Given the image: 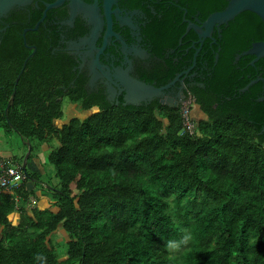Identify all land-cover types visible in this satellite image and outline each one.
I'll list each match as a JSON object with an SVG mask.
<instances>
[{
	"label": "trees",
	"instance_id": "obj_1",
	"mask_svg": "<svg viewBox=\"0 0 264 264\" xmlns=\"http://www.w3.org/2000/svg\"><path fill=\"white\" fill-rule=\"evenodd\" d=\"M227 3L210 0V11ZM240 16L264 28L256 12ZM39 50L9 106L13 126L6 107L15 82L0 90V129L32 140V152L38 142L50 143L48 160L59 181L49 185L50 203L32 212L35 191L25 181L18 201L0 190V264H264V143L251 121L264 102L256 107L255 96L245 94L238 107L235 99L215 107L213 96L197 93L208 118L197 123L191 114L194 133L182 131L181 105L158 100L85 99V109L98 108L60 124L65 112L59 96L78 102L81 89L61 80L62 64H35ZM194 53L187 52L189 62ZM215 60L205 45L199 64L217 66L216 89L225 86L226 95H234L250 81L229 56ZM59 229L68 235L65 251L56 241Z\"/></svg>",
	"mask_w": 264,
	"mask_h": 264
},
{
	"label": "flooded vegetation",
	"instance_id": "obj_2",
	"mask_svg": "<svg viewBox=\"0 0 264 264\" xmlns=\"http://www.w3.org/2000/svg\"><path fill=\"white\" fill-rule=\"evenodd\" d=\"M79 2L0 0V90L7 91L14 81V91L18 76L14 74H19L27 57L29 60L40 49L35 64H62L65 71L61 80L80 87L81 101L75 102L66 95L59 98L67 97L78 105L86 113L81 117L98 108L94 104L85 109V99L125 103L122 90L131 87L127 76L162 86L179 75L167 90L141 100L139 105L156 100L166 104L163 99L172 103L170 106L182 107L188 102L197 123L208 118L197 101V93L213 96L215 107L234 99L238 107L244 103L245 94L255 96L256 107V102H264V55L250 52L257 42L264 40V28L255 20L242 18L239 13L215 25L211 34L201 40L194 26L203 24L213 12L210 0ZM205 45L218 54L216 64L220 55L229 56L242 79L248 76L249 82L253 81L249 87H245L249 82L237 87L234 95H226L225 86L216 89L217 66L199 64ZM191 48L195 53L189 62L186 55ZM171 70L173 76L166 78ZM60 86L65 93L68 91L65 83ZM13 91L8 102H14ZM251 121L264 143V111Z\"/></svg>",
	"mask_w": 264,
	"mask_h": 264
},
{
	"label": "rangeland",
	"instance_id": "obj_3",
	"mask_svg": "<svg viewBox=\"0 0 264 264\" xmlns=\"http://www.w3.org/2000/svg\"><path fill=\"white\" fill-rule=\"evenodd\" d=\"M64 116L58 119V123L67 122L71 117L78 115L83 116V110L78 105L74 104L69 98L65 97L63 100ZM29 139H24L17 131H9L4 128L0 129V155L9 159L13 164L23 166L26 155L29 149ZM32 142V140H30ZM57 143V142H54ZM36 144V143H35ZM51 144L48 142H38L37 148L34 149L30 157L27 159V171L30 175L38 173L39 179L34 183L35 189L40 193L50 192L49 185L56 184L59 179L55 175V167L48 160L49 148ZM36 165V166H35ZM35 166V167H34ZM33 184L31 179L28 180ZM67 233L62 229L58 230L56 241L59 249L66 250Z\"/></svg>",
	"mask_w": 264,
	"mask_h": 264
},
{
	"label": "water",
	"instance_id": "obj_4",
	"mask_svg": "<svg viewBox=\"0 0 264 264\" xmlns=\"http://www.w3.org/2000/svg\"><path fill=\"white\" fill-rule=\"evenodd\" d=\"M78 3L81 0H76ZM60 2V0H58ZM245 10H251L259 14L264 21V0H228L227 5L222 8L221 10H216L213 11L209 14L207 19L203 22V24H198L195 25L194 28L196 32L199 34L200 39L202 40L204 37L209 36L211 33V29L222 22L228 21L233 19L237 14L245 11ZM200 49V46L196 48V53L197 55L198 50ZM255 53L257 56H263L264 55V40L259 41L255 44L253 49L250 51ZM33 52L31 53V55ZM218 57V54L216 55V58ZM28 57L24 61L23 67L18 74L16 78V85L13 91V96L16 93V86L17 83L20 79L21 74L23 73L26 65H27ZM177 75L175 79H173L172 82H169L165 85L162 86H156L155 84L146 82V81H140L135 78H132L130 76H127V80L130 83L131 87L127 86L126 88H123L124 92V98H125V103H132V104H139L141 100H146L148 98H151L153 95H158L163 93L167 88L171 86L172 83L175 82L176 79H178ZM120 80V79H118ZM253 81L249 82L245 87H249V85ZM148 96V97H147ZM163 103H166L168 105H172V103H169L168 101H165L162 99ZM12 103V99L8 102V105L6 107V113H7V118L10 121L9 115H8V109L9 106ZM10 124L13 126V123L10 121ZM19 132L18 130H16ZM23 136V135H22ZM24 139H26L23 136ZM29 143V149H28V154L26 155L25 161L23 163V168L27 172V159L32 151V143L31 141H28Z\"/></svg>",
	"mask_w": 264,
	"mask_h": 264
},
{
	"label": "built area",
	"instance_id": "obj_5",
	"mask_svg": "<svg viewBox=\"0 0 264 264\" xmlns=\"http://www.w3.org/2000/svg\"><path fill=\"white\" fill-rule=\"evenodd\" d=\"M182 114L184 118V130H190L194 133L195 121L192 117L190 110V103H184L182 105ZM27 178L26 171L23 166L16 165L10 162L9 159L0 155V190L10 191L14 194V197L18 201L20 194L17 189L22 187L24 180Z\"/></svg>",
	"mask_w": 264,
	"mask_h": 264
},
{
	"label": "crops",
	"instance_id": "obj_6",
	"mask_svg": "<svg viewBox=\"0 0 264 264\" xmlns=\"http://www.w3.org/2000/svg\"><path fill=\"white\" fill-rule=\"evenodd\" d=\"M32 152V151H31ZM29 158V157H28ZM28 164V163H27ZM36 166V165H35ZM34 166V167H35ZM29 179H31L33 181V184H30L29 183ZM25 183H26V187L27 189L31 190L33 189L35 192L33 194H31V199L29 201V207H30V211L32 212L33 211V208L35 206H39V207H45L47 206L50 201L52 200V193L50 192H45V193H40L38 192L36 189H35V181L36 179L34 177H31L30 175L27 176V178L24 180ZM49 188V187H48ZM56 208V207H54ZM12 217H13V220L14 222H18L19 219H20V214L18 211H15L13 214H12ZM2 224L0 223V231L2 230Z\"/></svg>",
	"mask_w": 264,
	"mask_h": 264
},
{
	"label": "clouds",
	"instance_id": "obj_7",
	"mask_svg": "<svg viewBox=\"0 0 264 264\" xmlns=\"http://www.w3.org/2000/svg\"><path fill=\"white\" fill-rule=\"evenodd\" d=\"M169 247H173V245L170 243V244H169Z\"/></svg>",
	"mask_w": 264,
	"mask_h": 264
}]
</instances>
